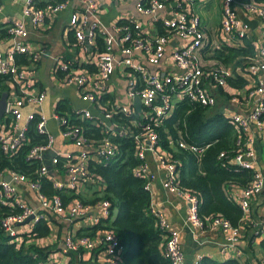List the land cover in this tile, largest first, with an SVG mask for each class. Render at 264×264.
I'll list each match as a JSON object with an SVG mask.
<instances>
[{
    "label": "built area",
    "instance_id": "1",
    "mask_svg": "<svg viewBox=\"0 0 264 264\" xmlns=\"http://www.w3.org/2000/svg\"><path fill=\"white\" fill-rule=\"evenodd\" d=\"M39 1L27 0L23 8V19L17 20L7 27V31L13 39L12 48L8 51L0 49V75L16 79L22 78L26 84V87L22 89V94L14 93L12 96L9 94L7 105L9 118L4 121L0 120V122L2 121L0 123V147L5 152L18 149L27 139L30 121L38 115L37 129L47 135V140L32 145L28 150L27 157L30 159L39 158L43 161L39 174L50 176L54 187L66 191L74 189L77 194V191L85 184H93L96 181L102 182L101 177L91 169V158L98 157L100 160L107 161L116 154L117 145L112 138L116 130L109 121L114 113L103 107L106 111L105 118L99 122L100 125L103 124V136L95 141L85 134L81 125L72 123L68 116L60 113L58 108L55 109L54 117L59 119L61 135L76 146V149L63 153L60 151L55 152L54 144L57 137L48 128L49 117L45 113L29 112L24 116L23 107L26 104L39 106L46 99L45 91L34 92L28 90L32 86V81L26 80L27 73L22 70L16 60L18 53H26L29 58L33 59L39 57V52L34 51L27 41L30 32L27 19L37 26L47 16L55 15L66 5V0H47L43 5ZM81 1L84 14L82 16L72 15L70 24L74 29L76 39L81 45L94 44V39L98 34L97 29L100 25V20L97 17L99 0ZM237 1L241 3L242 10L236 7ZM173 2H175L174 5ZM190 3H193V0H138L137 9L141 13L158 18L165 31L154 40L152 37H149L150 40L145 38L139 24L123 25L115 27L113 31L111 29L104 31L105 49L98 55L97 60L99 78L92 79L89 72L71 62L58 61L55 66V70L61 76V79L65 83L77 86L82 99L91 103H98L100 99L99 90H104V85L113 73L117 63L123 62L133 67V70L141 72L144 86L137 89L136 81L132 77L129 81L130 91L128 92L131 96L139 95L147 107L145 117L140 122L141 129L134 132L133 136L138 141L137 156L141 161L137 167V174H148L147 186L149 189L153 174L149 171L148 154L159 145V135L152 124L158 125L160 119L172 110L175 97H187L193 101H199L201 104L214 106L217 103V95L209 88L208 83L218 87H226L231 74L228 65L213 67L204 64L199 52L206 42L207 35L199 14L189 8ZM244 14L259 19L264 38L263 1L223 0L221 28L225 33L226 41L228 39L229 41L237 38L242 39L249 35L250 25L244 21ZM172 35L181 37L184 41L186 40L183 46L173 51V58L179 71L161 76L155 72H144L142 66L134 62L132 58L134 52L140 51L143 53L153 47L155 50L154 55L150 56L149 60L158 64L165 54V45ZM118 51L122 54V57L117 55ZM246 64L247 70L252 76L264 71V44L258 47L256 56L248 57ZM227 92L230 94L228 99L233 104H236L242 96V94L239 95L231 89H227ZM244 96L255 98L254 108L248 113L233 110L226 116L231 119L237 128L243 130L245 140L242 143V140L238 139V143L241 142V144L235 155H229L223 151L220 157L227 158L229 163L236 164L238 167L253 169L250 183L242 187L238 196L245 213L249 210L254 196L260 195L264 200V172L257 165L255 141L249 135L253 126L258 127L264 133V80H258L256 85L250 87ZM75 111L80 113L83 118L91 119L93 117L90 108L86 107ZM122 111L126 115H131L134 112L129 106H123ZM145 120L146 123H144ZM119 129L121 135L128 132L126 126ZM247 135L249 137L246 139ZM50 150L54 152L51 165L47 160H44V154ZM60 157L63 159L61 168L57 165ZM164 162L169 173L168 180L164 181V186L172 190H179L185 197L189 203V223L194 227L223 231L227 240L225 245L236 247L241 238L240 225H235L230 219L218 215L205 226L199 215L197 195L182 191L176 183L175 165L168 162L167 159ZM61 172H64V174ZM7 175H10V180L5 179ZM21 184L28 185L34 191L39 207L28 203L23 198L20 191ZM0 187L4 196L3 201L18 207L17 211H12L2 217L4 230L17 241H21V234L29 232L35 223L44 217V210L64 215L68 220L78 216H87L95 224L111 215L112 205L107 198L101 197L94 202H88L75 195L68 202H65L61 194L47 195L41 190L40 180L32 179L17 170L0 172ZM151 211L157 216L159 223L168 230L165 247L171 264H186L180 231L166 220L160 208L156 207L153 202ZM101 229L102 231H99V234L96 235L88 233L66 234L60 250L63 253L79 252L83 249L93 250L99 243L103 242L106 251V264H120L119 251L121 245L119 237L113 228Z\"/></svg>",
    "mask_w": 264,
    "mask_h": 264
},
{
    "label": "crops",
    "instance_id": "2",
    "mask_svg": "<svg viewBox=\"0 0 264 264\" xmlns=\"http://www.w3.org/2000/svg\"><path fill=\"white\" fill-rule=\"evenodd\" d=\"M47 0H40L39 2H46ZM138 0H99L97 5V17L100 20L98 34L94 39V44L81 43L76 39L74 29L70 24L72 15L77 14L82 16L84 14L83 3L81 0H66L65 7L55 15L47 16L39 25H33L27 19L29 27V37L27 41L31 44L34 51L39 52V57L36 59L29 58L26 53H18L16 60L20 64L23 71H26V80L32 81V86L28 88L30 91L38 92L45 91L46 99L42 105L26 104L23 107L24 116L29 112L45 113L49 117L48 128L55 134L56 141L54 144L55 152H66L76 149V146L66 140L61 135L59 119L54 117L55 109L61 102L71 106L73 110L90 108L93 113L91 118L93 121L100 122L105 118L106 107L109 112L117 113L122 111L123 106H129L144 119L147 107L143 103L141 110H138L134 104V97L129 94V81L134 77L136 81V88L141 89L143 85V78L141 72L133 70V67L117 63L115 69L109 79L104 85V90H99L100 99L98 103H91L85 101L81 97L79 88L75 85L65 83L61 76L57 74L55 66L58 61L71 62L74 65L80 66L85 71L89 72L92 79L99 78V70L97 67L98 55L105 49L104 31L108 29L115 30V27L123 25H136L144 33L147 40L152 37L154 40L165 29L156 17H151L141 13L137 9ZM212 0H193L189 8L197 12L200 16L202 26L207 35L204 46L200 49V56L208 66L219 67L226 66L222 61L213 57L216 48L224 42H228L231 46H239L246 39H250L254 46V54L256 56L258 47L264 44L262 35V26L256 17H248L250 20H258L257 24H250V33L244 39L237 38L233 41H226L225 33L222 31V1L218 0L214 9L212 8ZM245 1V0H244ZM27 0H0V49L8 51L12 48L13 39L10 37L7 27L9 24L23 19V8ZM239 1L236 2V7L242 10V5ZM215 11V12H212ZM96 18V17H94ZM181 37L172 35L165 45V54L160 59V62L152 63L149 60L150 56L154 55V48L146 52L136 51L132 58L135 63L142 66L144 72L159 73L161 76L175 73L179 71L174 58V49L185 44ZM226 44V43H225ZM117 55L122 57L118 51ZM243 57L236 58L228 67L231 70L229 77L241 76L246 80L243 86H234L230 81L227 82L226 87H223L224 92L218 86L208 83L209 88L217 95V103L214 108H221L224 115L236 110L243 113L250 112L256 103L255 98L244 96L248 89L255 86L258 80H264V71L256 76H252L245 63ZM26 87L25 81L22 78H10L8 76L0 75V95L3 91H9L11 96L14 93L22 94V89ZM227 89L233 92L242 94L241 98L236 104L226 97ZM228 93V92H227ZM184 97H175L174 103L182 100ZM9 118L8 113L2 117V121ZM51 120V121H50ZM1 121V122H2ZM110 123L114 126L115 132L119 128L126 126L122 122L109 118ZM138 119L132 120L128 127L134 130L137 127ZM0 122V123H1ZM119 127V128H118ZM249 135L254 138L257 150L256 161L257 165L264 172V133L253 126ZM246 136V139L249 137ZM174 147V144H172ZM166 151L161 145H157L154 151L148 154L149 171L153 174V179L150 186L153 204L160 208L166 220L172 226L178 229L181 233V243L185 252L186 264H197L199 260L205 255L211 256L218 260H226L228 258H238L245 264H264V252L261 246V240L264 238V200L260 195L254 196L251 201L250 208L244 213L239 225L241 227V238L237 246H226V235L223 231L218 229L194 227L188 221L189 203L179 190H172L164 186V181L168 180V169L164 164ZM54 156L53 150L47 151L44 154V160L49 164L52 163ZM64 174V172H61ZM20 191L23 198L30 204L39 207V202L32 189L26 184L20 185ZM104 193L101 182L96 181L93 184H85L77 191V196H83L87 200L99 199ZM99 197V198H97ZM86 200V201H87ZM44 217L48 219L51 226L49 235L43 236L38 240L42 244H51L52 251L49 254L50 260L55 264H70L74 260L76 264H106L105 244L99 243L95 249H83L79 252L63 253L60 248L66 234L73 233L75 235L81 233H88L90 235L99 234L102 231L97 227L92 220L87 216H78L73 219H66L64 215L56 214L50 210H44ZM96 227V228H95Z\"/></svg>",
    "mask_w": 264,
    "mask_h": 264
},
{
    "label": "trees",
    "instance_id": "3",
    "mask_svg": "<svg viewBox=\"0 0 264 264\" xmlns=\"http://www.w3.org/2000/svg\"><path fill=\"white\" fill-rule=\"evenodd\" d=\"M263 1L264 0H258ZM42 3L43 2H39ZM244 39V38H243ZM239 46L222 43L213 53V57L228 65L236 58L243 57L245 63L254 54L250 39L242 41ZM226 43V44H225ZM247 65V64H246ZM234 86H243L246 80L241 77H229ZM220 89L224 92L223 87ZM226 97L230 94L226 92ZM58 110L69 117L70 121L84 128L85 134L97 141L103 136L102 126L90 118H83L64 102L58 104ZM114 120L126 125L128 132L121 135L119 131L112 135L117 151L109 160L91 158V169L101 177L104 193L102 197L111 201V215L97 223L99 228H113L120 239V264H171L165 247L168 230L151 211L152 196L148 188V174H137L140 159L137 156L138 141L133 133L140 130L143 118L136 112L126 115L123 111L113 116ZM138 119L133 131L128 127L132 120ZM2 120V119H1ZM38 115L30 121L27 139L10 152L0 147V172L17 170L32 179L41 182V190L47 195L61 194L68 202L78 195L74 189L62 190L54 187L48 175L41 176L39 169L43 163L39 158L27 157L30 147L47 140V135L37 129ZM147 121L145 120L144 123ZM128 125V126H127ZM152 127L159 135V145L166 151L165 158L175 165L177 186L184 192L197 195L199 215L205 226L214 217L221 215L239 225L244 211L239 200V191L248 185L253 176V169L231 164L221 152L235 155L238 151V139L245 140L243 130L237 128L231 119L224 115L221 108H214L183 98L174 104L172 110ZM144 129V128H143ZM184 143V144H181ZM174 144V147L172 146ZM63 159L60 157L59 168ZM84 201L87 199L78 196ZM99 198V197H97ZM0 187V264H55L50 260L51 244H42L43 236L49 235L51 226L48 219L42 217L29 232L17 241L6 233L2 226V217L18 207L5 203ZM94 202L95 199H89ZM96 228V227H95ZM264 252V238L261 240ZM83 259L81 263L83 264ZM70 264H76L71 260ZM197 264H245L238 258L218 260L205 255Z\"/></svg>",
    "mask_w": 264,
    "mask_h": 264
},
{
    "label": "water",
    "instance_id": "4",
    "mask_svg": "<svg viewBox=\"0 0 264 264\" xmlns=\"http://www.w3.org/2000/svg\"><path fill=\"white\" fill-rule=\"evenodd\" d=\"M174 4H175V2H173V5ZM244 21L246 23L250 24L251 26H253L252 24H257L258 23V20H250L248 17H244ZM9 94H10L9 91L6 90V91H3L2 94L0 95V120L2 119V117L7 112ZM134 104L136 105L138 110H141L142 105H143V100H142V98L139 95H136L134 97ZM5 179L10 180L11 179L10 175H7L5 177Z\"/></svg>",
    "mask_w": 264,
    "mask_h": 264
},
{
    "label": "rangeland",
    "instance_id": "5",
    "mask_svg": "<svg viewBox=\"0 0 264 264\" xmlns=\"http://www.w3.org/2000/svg\"><path fill=\"white\" fill-rule=\"evenodd\" d=\"M217 1H218V0H212V1H211V3H212V6H211V7H212V8L214 7V9L217 8V10H218V7L216 6V2H217ZM215 7H216V8H215ZM212 12H215V11L212 10ZM45 113H46L47 115H49L46 111H45ZM50 121H51V120H50Z\"/></svg>",
    "mask_w": 264,
    "mask_h": 264
}]
</instances>
